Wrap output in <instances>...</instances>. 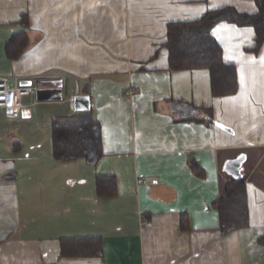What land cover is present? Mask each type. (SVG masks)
<instances>
[{"label": "crops", "instance_id": "1", "mask_svg": "<svg viewBox=\"0 0 264 264\" xmlns=\"http://www.w3.org/2000/svg\"><path fill=\"white\" fill-rule=\"evenodd\" d=\"M222 7L259 12L256 0H0V77L33 84L20 118L0 109V264H264V45L253 27L213 28L238 75L223 98L209 71H171L165 47L168 24ZM82 95L102 124L97 166L54 158L53 124L82 116ZM172 101L214 120L178 123ZM241 155L250 225L225 234L213 202ZM98 177L116 194L99 196ZM82 238H101L102 255L62 256L63 239Z\"/></svg>", "mask_w": 264, "mask_h": 264}, {"label": "trees", "instance_id": "2", "mask_svg": "<svg viewBox=\"0 0 264 264\" xmlns=\"http://www.w3.org/2000/svg\"><path fill=\"white\" fill-rule=\"evenodd\" d=\"M259 12L246 14L233 7L208 11L202 19L194 22L170 23L167 27V42L171 71L204 69L211 74V88L214 97L235 95L239 91L238 75L232 65L223 59V49L213 35V28L223 22L240 27H253L256 32V48L259 51L264 45V0H256ZM13 38L7 51L16 43ZM20 52V49H18ZM172 114L178 123H202L210 125L213 120L212 109L195 106L192 103L172 101ZM52 144L54 158L57 161L69 162L84 159L87 164L97 166L104 156L102 124L89 112L82 113L75 121H55L52 127ZM195 174L203 177L202 170L192 162ZM115 177H98L96 191L99 196L116 194ZM248 192L246 181H232L224 186L221 196L214 200L220 217V230L228 234L243 230L250 225ZM185 216H182L184 218ZM185 219V218H184ZM264 244V237L260 240ZM62 256H101L102 239H63Z\"/></svg>", "mask_w": 264, "mask_h": 264}, {"label": "built area", "instance_id": "3", "mask_svg": "<svg viewBox=\"0 0 264 264\" xmlns=\"http://www.w3.org/2000/svg\"><path fill=\"white\" fill-rule=\"evenodd\" d=\"M32 88H11L9 80L0 77V109L5 111L8 119L20 118L22 116V100L29 96Z\"/></svg>", "mask_w": 264, "mask_h": 264}, {"label": "water", "instance_id": "4", "mask_svg": "<svg viewBox=\"0 0 264 264\" xmlns=\"http://www.w3.org/2000/svg\"><path fill=\"white\" fill-rule=\"evenodd\" d=\"M26 86H32L33 84L31 82H26ZM74 107L77 112H89L91 111V98L90 96L82 95L77 96L74 99ZM25 112H23V117ZM245 156L241 155V157L237 158L236 160H229L227 161L224 171L230 175H232L236 181L242 180V173H240L243 163L245 162Z\"/></svg>", "mask_w": 264, "mask_h": 264}, {"label": "snow or ice", "instance_id": "5", "mask_svg": "<svg viewBox=\"0 0 264 264\" xmlns=\"http://www.w3.org/2000/svg\"><path fill=\"white\" fill-rule=\"evenodd\" d=\"M244 84V80H243V77L241 78V85H243Z\"/></svg>", "mask_w": 264, "mask_h": 264}]
</instances>
